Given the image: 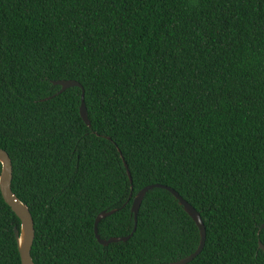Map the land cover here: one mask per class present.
I'll return each instance as SVG.
<instances>
[{"label":"trees","instance_id":"16d2710c","mask_svg":"<svg viewBox=\"0 0 264 264\" xmlns=\"http://www.w3.org/2000/svg\"><path fill=\"white\" fill-rule=\"evenodd\" d=\"M0 150L34 264L188 257L198 230L163 189L133 232L153 185L200 215L188 264H264V0H0ZM114 210L100 239L133 234L103 247ZM19 228L0 194V264Z\"/></svg>","mask_w":264,"mask_h":264},{"label":"water","instance_id":"95a60500","mask_svg":"<svg viewBox=\"0 0 264 264\" xmlns=\"http://www.w3.org/2000/svg\"><path fill=\"white\" fill-rule=\"evenodd\" d=\"M54 86H59L60 91L59 93L65 91L66 89L75 87L81 89V100H80V107H79V116L81 120L84 122V124L87 127H90V123L87 118V113L84 106V92L81 88V86L74 82V81H57L52 83ZM0 165H1V171H0V194L2 196V199L4 200L5 204L11 209V211L15 214L17 219L20 222V228L19 230L14 229V238L17 245V250L19 254L20 264H34L31 258V248L34 240V223L33 219L31 217V214L24 204H22L12 193L11 191V181H12V164L9 156L6 152L3 150H0ZM124 166L127 171V175L129 178V181L131 183V177L127 170V166L124 163ZM163 189L167 191L177 202L180 207H182L184 213L192 220L194 225L196 226L198 233H199V243L196 248V250L189 255L188 257L181 259L174 263L169 264H188L192 262L197 256L200 255L202 252L205 240H206V231L205 227L203 225V222L201 221L199 213H197L193 207H191L187 202H185L175 191H173L170 188L161 186V185H153L148 186L142 189L133 199V203L131 206V214L133 215V221H134V227L133 232L136 229L137 224V214L138 210L140 208L141 202L145 196V194L154 189ZM116 211H110V212H101L99 215H97L95 221H94V236L96 241L99 245L106 247L109 244L113 243H119V242H126L131 235L128 237H116V238H110L108 240H102L100 239L98 232H97V226L99 222L108 216L114 214ZM264 228V224L261 225L260 229ZM258 249L261 250L264 253V246L258 242Z\"/></svg>","mask_w":264,"mask_h":264}]
</instances>
